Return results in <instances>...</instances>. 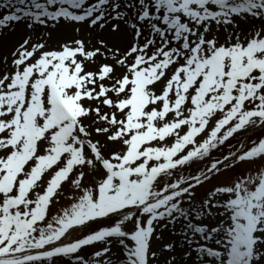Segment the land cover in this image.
I'll return each instance as SVG.
<instances>
[{
	"label": "snow or ice",
	"instance_id": "obj_1",
	"mask_svg": "<svg viewBox=\"0 0 264 264\" xmlns=\"http://www.w3.org/2000/svg\"><path fill=\"white\" fill-rule=\"evenodd\" d=\"M0 264H264V0H0Z\"/></svg>",
	"mask_w": 264,
	"mask_h": 264
}]
</instances>
